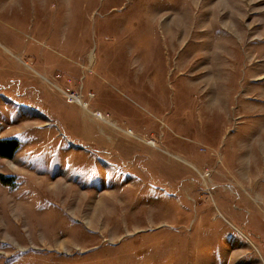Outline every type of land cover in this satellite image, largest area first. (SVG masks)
I'll return each instance as SVG.
<instances>
[{
  "label": "rangeland",
  "instance_id": "1",
  "mask_svg": "<svg viewBox=\"0 0 264 264\" xmlns=\"http://www.w3.org/2000/svg\"><path fill=\"white\" fill-rule=\"evenodd\" d=\"M0 133V264H264V0H0Z\"/></svg>",
  "mask_w": 264,
  "mask_h": 264
},
{
  "label": "trees",
  "instance_id": "2",
  "mask_svg": "<svg viewBox=\"0 0 264 264\" xmlns=\"http://www.w3.org/2000/svg\"><path fill=\"white\" fill-rule=\"evenodd\" d=\"M20 147V141L17 139H0V158H13ZM12 177H6L0 174V182L4 185L12 184Z\"/></svg>",
  "mask_w": 264,
  "mask_h": 264
},
{
  "label": "built area",
  "instance_id": "3",
  "mask_svg": "<svg viewBox=\"0 0 264 264\" xmlns=\"http://www.w3.org/2000/svg\"><path fill=\"white\" fill-rule=\"evenodd\" d=\"M64 93V95L66 96V99L69 103H75V101L77 100H81L83 101L84 104H86V106H88L89 104V100H91V98L94 97L93 93H88L87 95H85L83 93V89H80L78 92H74V91H70V90H65L62 91ZM87 98L88 101H86L84 98ZM94 113V112H93ZM95 113L97 115H103L105 118L109 119L107 116H105L103 113L99 112V111H95ZM110 120V119H109Z\"/></svg>",
  "mask_w": 264,
  "mask_h": 264
},
{
  "label": "bare ground",
  "instance_id": "4",
  "mask_svg": "<svg viewBox=\"0 0 264 264\" xmlns=\"http://www.w3.org/2000/svg\"><path fill=\"white\" fill-rule=\"evenodd\" d=\"M78 105L82 106L84 109H86L89 114H91L92 116L96 117L98 120L104 121V122H110L109 119L105 118L103 115H97L95 112L92 113V111L88 110V106H86V104L83 103V101H81L80 99L75 101ZM127 132L132 133L131 130H127Z\"/></svg>",
  "mask_w": 264,
  "mask_h": 264
},
{
  "label": "crops",
  "instance_id": "5",
  "mask_svg": "<svg viewBox=\"0 0 264 264\" xmlns=\"http://www.w3.org/2000/svg\"><path fill=\"white\" fill-rule=\"evenodd\" d=\"M1 128H2V126H1ZM5 131V130H4ZM2 132V131H1ZM6 138H9V137H3L2 135H1V133H0V139H6ZM16 139V138H15ZM18 140V139H17Z\"/></svg>",
  "mask_w": 264,
  "mask_h": 264
}]
</instances>
